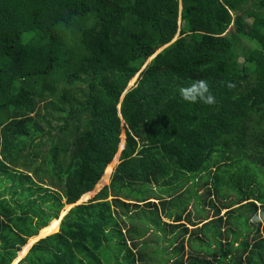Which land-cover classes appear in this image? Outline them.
<instances>
[{
	"label": "trees",
	"instance_id": "16d2710c",
	"mask_svg": "<svg viewBox=\"0 0 264 264\" xmlns=\"http://www.w3.org/2000/svg\"><path fill=\"white\" fill-rule=\"evenodd\" d=\"M197 80L215 104L181 99ZM0 174V264L40 233L17 264H157L137 219L170 235L159 263L264 264V0H0ZM195 178L199 226L171 204Z\"/></svg>",
	"mask_w": 264,
	"mask_h": 264
},
{
	"label": "rangeland",
	"instance_id": "374dc122",
	"mask_svg": "<svg viewBox=\"0 0 264 264\" xmlns=\"http://www.w3.org/2000/svg\"><path fill=\"white\" fill-rule=\"evenodd\" d=\"M252 1V0H251ZM179 10V9H178ZM180 12V11H179ZM177 21H178V24H181V21H180V17H179V15H178V18H177ZM180 35V27L179 28H177V32H176V34H175V37H174V39L175 38H177L178 36ZM238 45H239V47H238V51H239V53H240V58H242L243 56H242V54L244 53V51H248V50H250L251 48H253L254 47V45H252L249 41H247L246 39H244V38H239V41H238ZM135 79H136V77H135ZM134 79V80H135ZM40 107L42 106V104H40L39 105ZM41 115H42V117L41 118H36L37 120H38V122H39V124L44 128V129H46L47 127H46V122H45V119H49L50 120V122H51V125L53 126V125H55V122H54V120L50 117V115L48 114V111L46 112V111H44L43 110V108L41 109ZM50 112V111H49ZM44 117V118H43ZM49 145H50V143L48 142V141H45V143H44V146L43 147H40L39 149H38V151L39 152H42V153H45V151H46V149L49 147ZM29 159H30V157H29ZM42 159V157L41 156H39L37 159H36V161H40ZM116 164H117V162H116ZM21 167H22V165L19 163L18 164V167H17V169H19V170H21V171H23V169H21ZM45 166H41V168H44ZM23 168V167H22ZM8 172L9 173H11V172H13V170L12 169H8ZM31 174V176H34V173H33V171L30 173ZM6 175V174H5ZM7 175H9L8 173H7ZM0 178H1V181H2V185H0V193L2 192H4V194H6L8 197H10L9 196V193L7 192V190H5L6 189V187H8L11 183H12V181L11 180H8L7 178H5V176L4 175H2V174H0ZM198 179L199 178H201V182L204 180V178L202 177V175H200V176H198L197 177ZM197 178H195L194 179V181L193 180H188L187 181V183H185V184H187V187H186V192H184L183 193V195L182 196H180V197H178V198H175L172 202H171V204L172 205H176V208H177V205L179 206V208H181L182 209V207H183V204H184V200L185 199H188V197L189 196H191V199L188 201V206L186 207V209H188V213L186 214V216H185V218H184V220H186V218H188V219H193L194 220V222H196V223H198V222H200V223H198V224H201L202 222H201V220H204V218L205 217H208V218H212L213 217V213L212 212H214V211H212L213 209L209 206V204H208V201H207V197H205V200H204V198H203V201L200 199V196L201 197H203L204 196V193H205V191H206V188L205 187H200V188H198V187H196L197 185H198V179ZM201 184V183H200ZM195 189V190H194ZM196 189H197V191H196ZM195 192V193H194ZM190 193V194H189ZM197 195H200V196H197ZM226 196H227V201H230V200H232L233 199V194L232 193H229V194H226ZM217 197H219V199H221V196H217ZM217 197H214V200H216V198ZM14 198H16V197H14ZM110 198H112V196H109L108 197V199H110ZM120 199L122 200V201H124V202H127V201H129V200H126V199H123V198H121L120 197ZM152 200H154V199H152ZM62 201H63V199H62ZM156 201V200H155ZM179 203H181V206L179 205ZM170 204V205H171ZM218 205H219V202L217 203ZM70 204H63V206H62V208L60 209V211H59V214H58V220H59V223H60V220L62 219V217L64 216V214L67 212V210L70 208ZM168 207H171V206H168ZM144 209V212L146 213L147 212V207H144L143 208ZM180 209V210H181ZM119 210V209H118ZM125 210V209H124ZM199 210V211H198ZM203 210V211H202ZM130 216H137L138 215V212H139V209H132V208H128V209H126L125 210ZM179 211V210H178ZM224 209H221V208H219V210H218V216H224ZM64 212V213H63ZM119 212V211H118ZM129 212H131V213H129ZM133 212V213H132ZM128 215V216H129ZM121 219H123V220H125V221H127V216H124L123 214L121 215ZM162 219L163 220H166L167 222H171L170 221V219H166L165 217H162ZM58 220L56 221V223L54 224V227H52L51 229H50V231H47L48 233H51V232H53V231H55L56 229H57V224H58ZM142 221H141V223L139 224L138 223V221H139V219H137V221L136 220H133L132 221V223H135V224H137L136 225V227H138V226H140L139 228H137V230L136 231H132V232H130L129 234H131L132 236L133 235H135L136 237H137V239H141L142 238V242H141V244H146V243H148L149 242V244H154L155 246H157V250H156V254L157 255H159V254H161L162 252H164V246H166L167 244H168V242H169V240H168V238L170 237V235H166L165 236V234H163L161 231H160V236L157 238L156 237V235L155 234H153V230L152 229H155V227L154 228H149L148 230H147V228H146V224H145V221H143V219H141ZM209 220V219H208ZM208 220H205V221H208ZM230 220H232V219H230ZM188 221V220H187ZM204 221V222H205ZM50 222V221H49ZM186 222V221H185ZM225 221H222V222H220V226L219 227H221V228H226V227H229L230 226V224H227V222H225ZM248 226H249V228H251V231L253 230V227H252V221L251 220H248ZM197 226H199V225H197ZM212 227V224H209V225H207L206 227H205V230H204V234H206V236L209 238H205V237H203V235H201L203 238V240L205 239H208L207 241H212V240H210V239H212L211 237H212V229L213 228H211ZM58 228H59V225H58ZM41 229V228H40ZM39 229V230H40ZM39 230H38V232H39ZM57 231H58V229H57ZM56 231V232H57ZM155 231H156V229H155ZM179 231V230H178ZM157 232V231H156ZM197 233L196 234H200L201 232L200 231H196ZM38 234V233H37ZM36 234V235H37ZM43 235H46L45 233H40L38 236H32V237H29V238H27V240H26V242H25V246L23 247V249H22V247L20 248V250L18 251V253H17V255H16V257L13 259V262L12 263H10V264H17V262L20 260V259H22L25 255V252L26 251H28L27 249H28V247L32 244V242H33V240L35 239V238H37V237H40V236H43ZM178 236H179V232H178V234H177ZM185 236H187V235H185ZM184 236V237H185ZM141 237V238H140ZM192 237H193V235H191V237H190V239H192ZM223 238H225V236L223 235ZM228 238H230V235H228ZM37 241V240H36ZM35 241V242H36ZM206 241V242H207ZM201 242H203V241H201ZM164 244V245H163ZM196 244V243H195ZM197 245V244H196ZM110 246H112V242L110 243ZM27 247V248H26ZM114 247L115 246H113V249H114ZM25 248H26V250H25ZM192 249H191V251H195L194 253H196V249H194V247H191ZM212 248H214V249H217L216 248V246L215 247H212ZM191 251L189 252V255L191 254ZM200 253V252H199ZM232 260H234V259H232ZM158 264H162V263H158ZM241 264H243V263H241Z\"/></svg>",
	"mask_w": 264,
	"mask_h": 264
},
{
	"label": "clouds",
	"instance_id": "9594fccd",
	"mask_svg": "<svg viewBox=\"0 0 264 264\" xmlns=\"http://www.w3.org/2000/svg\"><path fill=\"white\" fill-rule=\"evenodd\" d=\"M181 99L189 104L201 102L206 105L216 103L214 95L209 90V85L205 80H197L188 86L179 89Z\"/></svg>",
	"mask_w": 264,
	"mask_h": 264
},
{
	"label": "crops",
	"instance_id": "0c3cea01",
	"mask_svg": "<svg viewBox=\"0 0 264 264\" xmlns=\"http://www.w3.org/2000/svg\"><path fill=\"white\" fill-rule=\"evenodd\" d=\"M163 220V219H162ZM166 221V220H165ZM198 225H200V224H198ZM189 227V231L192 229V227L193 226H188ZM125 229V228H124ZM124 229H123V231H124ZM157 234L158 235H160V232L158 231L157 232ZM188 234V233H187ZM136 242V246H137V248H139V247H141L143 244H141V242H142V239H137V237L136 236H134L131 240H128L127 241V244H132L133 242ZM195 243L196 244H198L199 243V241L198 240H196L195 241ZM212 243H214V242H212ZM183 244H184V246H185V251H184V257L186 258V256H188L189 255V252L191 251V247H189L190 245H187L188 244V241H187V236H185L184 237V239H183ZM146 245L147 246H151V247H153L154 249L155 248H157L154 244H149V242L148 243H146ZM164 245V244H163ZM191 253H192V251H191ZM159 256L162 258V263L165 261V259H166V251H164V252H162L161 254H159ZM146 258V259H145ZM138 260H140V261H142V262H145V263H148L149 261H151V262H154V263H159V260L157 259V254H156V251H155V253H153V254H150V256H148V257H144L143 255H139L138 256V258H137ZM172 259L174 260L175 258L174 257H171V259H170V261H172ZM169 264V263H168Z\"/></svg>",
	"mask_w": 264,
	"mask_h": 264
},
{
	"label": "water",
	"instance_id": "95a60500",
	"mask_svg": "<svg viewBox=\"0 0 264 264\" xmlns=\"http://www.w3.org/2000/svg\"><path fill=\"white\" fill-rule=\"evenodd\" d=\"M179 7H180V6H179ZM157 52H158V51H157ZM135 80H136V79H135ZM135 80L133 81V83H131L129 86L126 87L125 91H126L129 87H131V86L134 84ZM77 204H79V203H71V204H70V205H71L70 208L73 207V206H75V205H77ZM70 208H69V209H70ZM69 209H68V210H69ZM68 210H67V211H68Z\"/></svg>",
	"mask_w": 264,
	"mask_h": 264
}]
</instances>
